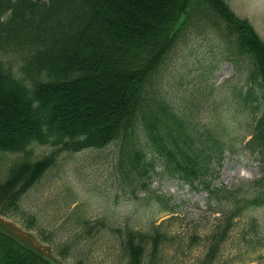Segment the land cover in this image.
Segmentation results:
<instances>
[{"label": "trees", "instance_id": "obj_1", "mask_svg": "<svg viewBox=\"0 0 264 264\" xmlns=\"http://www.w3.org/2000/svg\"><path fill=\"white\" fill-rule=\"evenodd\" d=\"M164 8L162 26L146 29L144 17ZM125 21H138L130 23L132 37L123 35ZM137 32L144 36L137 38ZM189 32L219 38V57L231 61L240 76L229 99L215 97L220 102H214L207 123L173 110L168 100L170 94L177 99L178 92L188 93L177 77L166 82V69L182 38L183 43L192 38ZM110 76L126 84L124 103L110 114H100L103 107L84 109L81 88ZM197 89L208 91L213 102L207 88ZM0 98L12 99L14 109L0 116V217L23 221L29 229L35 218L22 202L57 160L111 144L116 145L111 170L124 182L123 191L147 189L145 179L158 175L204 190L209 204L226 208L214 209L223 224L199 264L217 261L235 219L264 207V43L225 0H0ZM229 110L240 118V129H249L240 141L230 134ZM38 147L49 152L36 155ZM242 150L257 161L260 176L230 188L212 186L224 152ZM102 220L90 227L77 216L71 223L95 232L105 228ZM117 232L122 264L164 263L161 251L171 240L162 225L149 231L127 225ZM47 235L49 243L61 239L55 232ZM56 249L68 255L71 240ZM0 264L57 263L0 223Z\"/></svg>", "mask_w": 264, "mask_h": 264}, {"label": "rangeland", "instance_id": "obj_2", "mask_svg": "<svg viewBox=\"0 0 264 264\" xmlns=\"http://www.w3.org/2000/svg\"><path fill=\"white\" fill-rule=\"evenodd\" d=\"M39 1L48 3L50 0ZM225 1L239 19H245L253 27L264 43V0ZM166 9L143 16L145 28L158 30L168 16ZM134 22L125 21L124 36L132 37L129 26ZM135 36L142 38L144 34L137 32ZM187 36L192 38L185 39L184 43L182 38L177 46L181 49L173 63L167 66L166 82L171 83L177 77L181 82L180 89L188 93L178 92L177 99L170 94L168 100L173 110L179 107V112L186 117L196 116L197 121L207 123L214 102H220L215 97L223 95L229 99V89L240 85V76L231 61L219 57L217 49L222 45L219 38L213 35L199 37L191 32ZM117 77H106L96 85H84L79 94L86 99L83 108L94 111L96 107H103L100 114H110L114 106L122 105L123 94H127L128 88ZM197 88H207L213 94V102L209 101L208 91L201 92ZM12 103V99L0 98V116L14 111ZM78 106L77 111L82 107ZM228 116L231 118L230 134L240 141L249 129H240V118H236L231 110ZM115 151L116 145L111 144L101 151L62 155L22 202V209L35 218L33 229L13 218L0 217V222L16 235L28 236L30 242L57 264H122L117 230L128 225L135 230L149 231L154 224L162 225L171 240L161 251L165 258L163 264H199L211 236L223 224L221 215L214 209L225 212L226 208L209 204L205 191L191 190L176 180L159 176L144 181L147 190L137 187L123 191L124 182L116 179L111 170ZM47 152L46 147L35 150L36 155ZM258 176V165L247 151L225 152L212 185L230 188ZM164 205L173 212H166ZM77 216L88 220L90 227L99 219H103L106 226L95 232L88 228L83 230L79 222L71 223L72 217ZM254 227L259 230L251 232ZM50 232L61 238L58 243H49L47 234ZM69 240L72 250L68 255L55 250L56 244ZM214 264H264V207L248 211L234 220Z\"/></svg>", "mask_w": 264, "mask_h": 264}]
</instances>
